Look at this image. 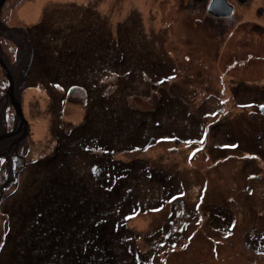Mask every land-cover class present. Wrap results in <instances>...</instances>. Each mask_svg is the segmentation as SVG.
<instances>
[{
	"label": "rangeland",
	"instance_id": "obj_1",
	"mask_svg": "<svg viewBox=\"0 0 264 264\" xmlns=\"http://www.w3.org/2000/svg\"><path fill=\"white\" fill-rule=\"evenodd\" d=\"M228 1L227 18L209 14L211 0L6 1L0 47L13 74L23 60L30 130L12 158L14 173L27 169L0 195V250L11 232L1 264L15 252L31 197L48 193L55 168L28 163L52 152L57 126L79 138L57 165L70 201L82 209L105 203L103 218L116 212V228L139 234L135 250L151 252L150 264H264V118L252 114L264 104V0ZM27 4L39 6L34 22L19 17ZM7 89L0 65V104ZM159 107L151 122L146 113ZM14 121L8 105L2 134ZM7 178L0 154V185ZM117 187V200H108ZM45 212L58 214L57 203ZM166 222L177 247L156 237Z\"/></svg>",
	"mask_w": 264,
	"mask_h": 264
},
{
	"label": "trees",
	"instance_id": "obj_2",
	"mask_svg": "<svg viewBox=\"0 0 264 264\" xmlns=\"http://www.w3.org/2000/svg\"><path fill=\"white\" fill-rule=\"evenodd\" d=\"M209 14L211 15V13ZM26 31L30 36V32ZM238 100L240 99L236 98L234 101ZM159 110L160 107L146 113H151V122L156 119ZM217 126L214 125V128ZM58 127L60 126L56 127L58 131L55 135L56 145L52 152L45 158L28 163L32 164V167H41L42 170L44 169V171L50 174L55 168V175L48 180V193L43 196L42 200L34 201L37 199V195L31 197L29 209L26 212L24 211L20 218V232L18 234L19 237H16L15 252L13 250L11 253H8L5 257L6 260L9 259V264H150L151 252L138 253L135 250V244L141 241L138 239L139 234L125 225L121 226L119 222L118 224L121 229L116 228V212H113L112 220L103 218L105 203L102 206L93 204L90 208L82 209L70 201L64 189L66 182L60 177L62 170L57 168V165L60 163L65 164L63 161L70 152L68 149L74 151L75 148H78L79 138L77 135L74 136L73 132L70 133L62 127L58 130ZM137 127L136 137L138 135L142 137L141 134H143L145 129L144 122L141 121ZM39 129L41 131L40 134H42L43 128ZM70 139H73L75 143L74 148H70L69 146ZM129 141L130 143L133 142L135 147L139 149L137 147L139 140L133 138ZM125 144L126 142H124ZM25 159H27V156L23 152L19 155L16 163H14V170L22 168ZM24 169H27V166ZM21 170L18 173H14L16 178L13 183L20 177ZM140 171L142 174L144 173V169ZM124 176L126 177V175L121 174L118 177L120 182ZM119 189L120 187H117V191L114 193L108 190L106 192L108 200L114 199L116 201ZM56 203L59 213L47 216L45 209L53 207ZM131 205L133 204L131 203ZM135 213L136 211L132 214H127L128 218ZM217 216L218 214L215 216L210 215L209 217L217 218ZM10 223L11 219L9 218L6 222L7 228ZM131 223H134L133 219H131ZM143 223L144 226L142 228L147 225L145 219H143ZM171 229L170 224L166 222L162 225L157 235L154 234L167 247L175 246L176 244L174 243L180 240L174 236ZM177 232L179 235V231ZM10 234L11 232L5 235L0 256L2 253L4 254L3 251ZM118 237L121 239L119 241L120 245L117 244ZM149 237L152 238V235ZM257 250L259 249L255 248L254 252Z\"/></svg>",
	"mask_w": 264,
	"mask_h": 264
},
{
	"label": "water",
	"instance_id": "obj_3",
	"mask_svg": "<svg viewBox=\"0 0 264 264\" xmlns=\"http://www.w3.org/2000/svg\"><path fill=\"white\" fill-rule=\"evenodd\" d=\"M7 0H0V27H1V15L2 10ZM208 9L211 14H213L216 18H227L230 17L234 13V7L229 3L228 0H211ZM3 28V27H2ZM10 31V30H9ZM14 31H23V29H15ZM0 65L3 69V72L5 73V76L7 78V92L4 95L3 100H7L6 106L10 105L14 112H15V121H14V127L13 130L10 133L6 134H0V144L5 142L6 140L12 141L13 138L19 137V141H23L28 135H29V124L25 118L22 103H21V94H16L15 87H14V74L12 72L11 66L7 62V58L4 52L0 51ZM259 111L261 114L264 115V106L259 108ZM15 141L16 149L15 152L17 153L18 145L20 142ZM180 144L179 141H177L176 145L178 146ZM8 146L7 144L3 147V149H6ZM175 153L177 152V149H173ZM2 156H4V159L6 161V165L8 167V178L7 181L0 185V195L3 193L4 189L12 182L14 178V172H13V159H8V156L6 154V151L2 153ZM17 156V154H16Z\"/></svg>",
	"mask_w": 264,
	"mask_h": 264
},
{
	"label": "bare ground",
	"instance_id": "obj_4",
	"mask_svg": "<svg viewBox=\"0 0 264 264\" xmlns=\"http://www.w3.org/2000/svg\"><path fill=\"white\" fill-rule=\"evenodd\" d=\"M38 1V0H37ZM140 1V0H139ZM255 4L256 2L251 5V8L252 9H255ZM19 17L23 20H26V21H31V22H34V20H37L38 18V15H39V6L35 5H29L27 4L24 8H22L21 10H19ZM2 29V28H0ZM10 33V32H8ZM16 33L17 32H13ZM23 34V33H22ZM23 43H25L24 41H21L19 40V43L20 44V49L23 51L24 49L22 48L23 46ZM0 51L3 52V50L1 49L0 47ZM20 64L17 66V67H14V87H15V91H16V94H20L21 93V75L23 73V60L22 58L20 57ZM17 73V74H16ZM6 103H7V100H3L2 103L0 104V134H2L4 132V124H3V113H4V110L6 108ZM79 112L76 111V114L78 115ZM40 127H37L36 129V135L37 136H41L40 134ZM15 141H19V137H15L13 138L12 141L8 142L7 144V148L6 149H3V147L6 145L3 146V144H0V154L4 153V151H6V154L8 156V159H12L13 158V152H15V149H16V145H15ZM20 142V141H19ZM19 145V144H17ZM136 227L138 228H142L144 226V223H143V219H140V220H135L134 223H133Z\"/></svg>",
	"mask_w": 264,
	"mask_h": 264
},
{
	"label": "flooded vegetation",
	"instance_id": "obj_5",
	"mask_svg": "<svg viewBox=\"0 0 264 264\" xmlns=\"http://www.w3.org/2000/svg\"><path fill=\"white\" fill-rule=\"evenodd\" d=\"M262 106H264V104H260L259 106H258V109H257V111L256 112H254V113H252L253 115H258V117L260 118V120H262V117L264 118V115L263 114H261V112L259 111V108L260 107H262ZM250 178H257V176H254V177H250Z\"/></svg>",
	"mask_w": 264,
	"mask_h": 264
}]
</instances>
